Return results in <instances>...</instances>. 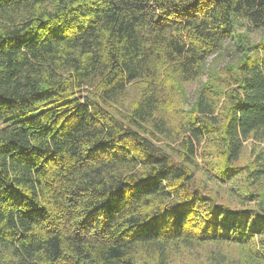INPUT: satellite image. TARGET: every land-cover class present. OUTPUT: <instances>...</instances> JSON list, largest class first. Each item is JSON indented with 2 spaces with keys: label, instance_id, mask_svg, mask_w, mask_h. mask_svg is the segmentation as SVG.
Instances as JSON below:
<instances>
[{
  "label": "trees",
  "instance_id": "trees-1",
  "mask_svg": "<svg viewBox=\"0 0 264 264\" xmlns=\"http://www.w3.org/2000/svg\"><path fill=\"white\" fill-rule=\"evenodd\" d=\"M225 244L264 264V0H0V264Z\"/></svg>",
  "mask_w": 264,
  "mask_h": 264
},
{
  "label": "rangeland",
  "instance_id": "rangeland-1",
  "mask_svg": "<svg viewBox=\"0 0 264 264\" xmlns=\"http://www.w3.org/2000/svg\"><path fill=\"white\" fill-rule=\"evenodd\" d=\"M248 36L250 40L258 41L260 38V32L259 30L252 28L248 31ZM227 60H229V58H227L226 61ZM219 61H223V58H220ZM226 61H224L222 64H225ZM206 79L207 77L204 76L202 78V81L204 82L206 81ZM202 81L196 80L186 84V91L191 101L194 100L195 92L197 91L198 87L202 84ZM251 147L252 144L250 141H248L246 143V148L244 152L245 158H249ZM198 161L202 165V167H204L203 161L200 156L198 157ZM201 175L206 180V177L203 176L202 172ZM207 181V184L214 190L218 191V194H220L222 197H227L230 185L214 183L210 180H206V182ZM238 250L239 249L236 246L227 244L220 246L207 245L186 252L185 254H181L176 258L175 264H240L238 262Z\"/></svg>",
  "mask_w": 264,
  "mask_h": 264
}]
</instances>
